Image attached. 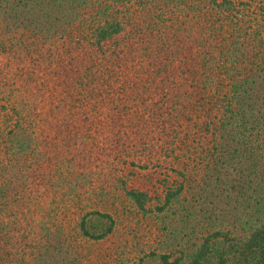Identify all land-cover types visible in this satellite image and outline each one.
Returning a JSON list of instances; mask_svg holds the SVG:
<instances>
[{
  "label": "trees",
  "instance_id": "obj_1",
  "mask_svg": "<svg viewBox=\"0 0 264 264\" xmlns=\"http://www.w3.org/2000/svg\"><path fill=\"white\" fill-rule=\"evenodd\" d=\"M11 20L23 37L37 27L53 39L59 35L64 42L55 61L65 66L64 72L70 70L85 81L87 88L99 87L105 93L110 89L125 95L121 100L143 99L146 110L138 117L140 133L129 156L138 153L140 146L156 153L146 157L143 173L132 170L134 161L123 160L130 168L128 180L121 182L139 211L147 213L151 204L163 211L181 203L192 181L210 193L199 195L211 197L212 204L204 212L216 229L191 245H178L180 249L150 252L136 264H264V0H0V30L9 29ZM2 39L0 34V56L15 64L19 57L6 49ZM45 60V64L52 62L38 54L35 64L30 63L31 72L39 71ZM31 72L14 75L31 76ZM129 75H138L126 80L130 88L118 86L117 78ZM3 85L7 93L17 88L16 82ZM2 99L0 163L11 169L8 184L1 186L0 254L14 239L10 233L18 214L35 222L41 231L39 243H49L43 245L46 252L64 249L58 248L60 234L68 243L108 239L118 221L107 212H85L72 236L55 212L41 206L31 213L27 208L30 203L39 206L40 189L51 191L47 183L52 185L63 174L62 167L67 172L73 168L79 181L92 176L89 168L95 152L87 145L95 139L84 131L74 134L67 144L74 152L69 150L66 159L57 151L60 137L28 138L20 108L10 95ZM33 118L37 128V116ZM118 133L116 144L125 140ZM19 158L31 162L15 168ZM220 167L230 168L229 174L210 177L218 175ZM173 174L176 180L172 181ZM19 176L15 189L9 181ZM55 181L54 186L68 184L66 179ZM46 207L52 206L46 203ZM183 210L187 224L192 213ZM37 214H44L39 222ZM25 233L20 234L21 241L30 242V232ZM23 246L16 240L11 245L14 254L6 252L0 264H9L13 255L18 259L22 255L24 264L26 249L33 245ZM86 257H82L85 262ZM73 259L79 263L81 258L77 254Z\"/></svg>",
  "mask_w": 264,
  "mask_h": 264
},
{
  "label": "rangeland",
  "instance_id": "obj_2",
  "mask_svg": "<svg viewBox=\"0 0 264 264\" xmlns=\"http://www.w3.org/2000/svg\"><path fill=\"white\" fill-rule=\"evenodd\" d=\"M3 27L0 30L3 37L1 41L7 42L6 49L15 51L19 58L15 64L10 65L7 57L0 56V102L4 104L2 98L8 97V95L12 97L11 101L20 108L23 127L28 129L26 131L28 133L25 135L33 139L43 138L44 135H47L48 138L49 136L51 138L60 137L57 151H60L59 154H62L66 159L68 155L70 156L69 150L71 153L74 152L67 145L74 134L84 131L90 134L92 139H95L90 142V145H87L95 152L92 158L94 163L89 168L92 169L91 177L94 178L87 176L88 179L83 178L79 181V176L73 168L67 172L62 167L63 174H58L59 177L56 178V181L54 178V181L66 179L68 184L54 186L53 181V187H51V183H47L51 191H43L44 187L40 189L43 194H40L39 206L37 205L35 208L30 203L27 207L28 212L32 213L44 206L50 212H55L59 222L63 220L66 222L64 228L72 236H74V226L79 218L91 210L107 212L118 221L115 232L108 239L99 243L87 242L82 239L68 243L60 234L58 248L64 247V249L58 253L57 251L46 252L43 250V245L47 240L39 243L41 231L36 229L35 222L33 223L18 214L17 219H14L15 227L10 233L14 239L9 242L13 245L18 240L20 248H26L23 245L28 243L33 245L32 249H26L27 260L24 264H67L68 261V264H136L140 258L150 252L167 253L177 249L178 245H191L208 232L216 229L204 212L207 207H210L211 197L208 196L206 199L199 195L202 193L201 195L205 196L210 193L202 192L198 187V182L192 181L187 185L185 192L181 195V203L163 211H159L155 205L151 204L148 206L149 211L142 213L127 198L121 182L128 180L127 174L130 166L127 168L123 160L134 161L136 168L133 167L132 170L143 173L142 166L148 161L146 157L149 158L156 153L155 150L151 153L149 150L142 151L140 146L138 153L129 156L130 147L137 144L136 141H138L136 134L140 133L138 117L146 110L142 98L139 100L137 96H134L135 99L129 96V99L126 97L121 100L120 97L124 98L125 95L117 92L111 93L110 89L105 93L101 89L99 90V87L97 89L87 88L85 81L76 77V74L71 73L70 70L69 73L64 72L65 66L57 63L54 57L55 54L62 52L60 47L64 41L59 35L58 39L56 37L53 39L48 33L40 32L43 27H37L33 33L23 37L20 34L22 30L13 20L9 21V29L6 26ZM8 41H11V46ZM30 44V49L33 51L28 48ZM38 54L43 56V59L49 57L52 62L45 64L48 61L45 60L40 70L35 71L37 73H32L30 63L35 64L33 60ZM30 56H32L31 59ZM28 70L31 72V76L21 74V77H17L14 75ZM67 75H71V77L66 79ZM126 77L127 79L117 78L118 86H122L123 89L130 88L126 80L136 78L135 75ZM5 82L17 83L14 92L7 93L3 85ZM36 116L38 127L34 128L33 120L35 118L33 117ZM118 132L125 135V140L116 144L115 134L118 135ZM22 139L24 140L23 137ZM103 149L104 154L101 151ZM4 158L5 155H3ZM28 158L17 159L15 168L23 167L30 160ZM161 164L168 166L162 161ZM81 168H86V166ZM9 169L11 167H5L0 163V194L3 193L2 188H4L1 186L8 184L6 177ZM227 169L220 167L218 175L211 174L210 177L212 176L213 179L219 176L225 178L229 174ZM14 172L11 171L10 174ZM20 178L19 176L16 181L10 180L9 184L17 189ZM171 178L172 181L176 180L175 174ZM199 185L202 187L203 183L199 182ZM18 190L20 189L18 188ZM46 195L49 197L48 201L45 199ZM46 203L51 204V209L46 207ZM155 203L160 205L158 201ZM185 208H188L192 213L187 218L189 222L187 224L184 220L185 216L183 217ZM24 210L27 211V209ZM11 211L12 209H9L7 214L10 215ZM44 214H37L38 222ZM23 226L30 230L24 229ZM240 226L241 224H238V227ZM16 230L18 231L16 232ZM25 230L30 232V242L21 241L23 235L20 236V234L25 233ZM6 240L8 241V239ZM59 243L62 246H59ZM11 245L1 252L0 257L6 255V252L14 254ZM37 245H40V250ZM77 254L81 258L79 263H75L73 259ZM83 256L84 258L87 256L86 262L84 258L82 259ZM21 258L22 255L19 256V259L13 255L8 263L22 264Z\"/></svg>",
  "mask_w": 264,
  "mask_h": 264
}]
</instances>
